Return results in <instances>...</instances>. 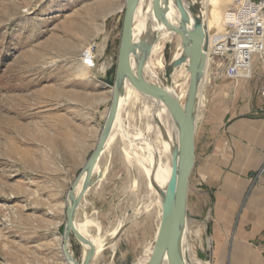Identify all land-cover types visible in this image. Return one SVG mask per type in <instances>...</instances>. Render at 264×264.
Wrapping results in <instances>:
<instances>
[{"label": "rangeland", "instance_id": "rangeland-1", "mask_svg": "<svg viewBox=\"0 0 264 264\" xmlns=\"http://www.w3.org/2000/svg\"><path fill=\"white\" fill-rule=\"evenodd\" d=\"M234 1L224 3L222 15ZM198 2L209 22L218 17L216 2L214 8L213 0ZM125 5L126 0H0V264H68L62 243L69 191L96 146L112 98L94 68L83 74V52L94 45L96 65L107 58L108 72L116 65ZM223 25L216 40L210 27V95L218 83L228 84L223 89L228 95L237 86L229 83L238 58L225 46L234 30ZM251 57L254 63L256 54ZM138 100L125 107L122 119L128 129L145 132L148 101ZM122 143L112 141L103 154L105 178L100 182L94 173L97 183L77 213L107 244L93 264H148L144 260L155 243L159 209L148 208L146 178L136 161H128ZM189 194L185 240L207 261V219L194 204V191ZM70 243L80 259L84 246L72 232Z\"/></svg>", "mask_w": 264, "mask_h": 264}, {"label": "crops", "instance_id": "crops-1", "mask_svg": "<svg viewBox=\"0 0 264 264\" xmlns=\"http://www.w3.org/2000/svg\"><path fill=\"white\" fill-rule=\"evenodd\" d=\"M226 1L215 0L218 17L209 22L215 40L231 19L234 2L221 13ZM257 31L260 37L242 26L229 37L225 46L235 52L241 77L230 78L237 86L229 95L227 83L216 84L197 120L189 193L207 219L212 264H264V8ZM254 50L260 53L253 63Z\"/></svg>", "mask_w": 264, "mask_h": 264}, {"label": "water", "instance_id": "water-1", "mask_svg": "<svg viewBox=\"0 0 264 264\" xmlns=\"http://www.w3.org/2000/svg\"><path fill=\"white\" fill-rule=\"evenodd\" d=\"M170 1L181 10L177 31L181 35L183 49L180 56L173 60L172 65L166 68L165 75L167 78L170 77L174 67L185 63L189 59L187 70L191 73V77L184 104L170 91L152 84L144 76L145 65L151 55L158 34L166 33L172 27L171 21L167 18ZM139 3L140 0H126L117 63L106 73V78L103 77V82L112 89L111 105L96 146L83 171L69 191L71 203L66 208L64 237L68 240L72 232L82 244L89 246L85 258L77 259L70 253L65 244V257L69 264H91L97 252L96 245L77 229L75 213L87 191L97 182L96 179H93L95 168L100 161L116 119L120 96L126 83L131 84L141 93L152 95L167 104L174 114L178 129V145L175 146L172 153L169 204L163 207L154 252L148 264H175L173 254H179L182 249L186 215L188 214L190 177L196 159L195 135L199 110L198 91L206 68L208 35L199 2L194 3L192 0H152L153 4L147 20L148 30L145 37L135 42L133 25ZM155 24L157 28L159 25L163 28L152 32V26ZM171 49V43H166L165 59L167 61L171 58ZM132 59L136 62L135 68L132 65ZM262 173L264 174V168ZM84 175L83 188L76 196V187ZM208 258H210L209 255Z\"/></svg>", "mask_w": 264, "mask_h": 264}, {"label": "bare ground", "instance_id": "bare-ground-1", "mask_svg": "<svg viewBox=\"0 0 264 264\" xmlns=\"http://www.w3.org/2000/svg\"><path fill=\"white\" fill-rule=\"evenodd\" d=\"M195 1L198 2V0ZM214 2L215 0H213L212 3L213 8H214ZM152 4H153L152 0H140V3L135 13L134 25H133V35L135 42L145 37V34L148 30L147 20L152 8ZM200 5L202 7V3H200ZM180 13H181L180 8L177 5L173 4L172 1H170V9L167 14V18L171 21L172 27L168 32L158 34V38L154 44L151 55L146 62L144 69V76L152 84L159 85L165 88L166 90L170 91L181 101L182 104H184L187 95V90L190 84V77H191V73L187 70V64L189 63V59L185 63L174 67V71L171 74V76L168 78L165 76V80H164L165 82L161 80L159 77L160 74L159 70H163L165 73L166 68L172 65L173 60L180 56L183 49L182 38L177 31V28L180 23ZM208 19H210V16ZM208 19L207 18L205 19V15L203 14V20L208 35V51H207V62H206L205 73L200 81V86L198 91L199 107L206 104L208 90H209L208 85L210 84V78L208 77V69L211 62L210 49H211L212 29H210V24ZM162 28L163 27L161 25H159V27L157 28V25L155 24L152 26L151 30L153 32L154 30H161ZM175 36H177L176 39L178 40V44L176 46V52L174 53L173 57H171L169 61H167L166 59L165 60L160 59V56L165 58L166 43L168 42L172 43V40ZM226 48L232 50L231 46H226ZM132 65L134 68L136 67V62L134 59H132ZM110 66H111V62L109 58H107L106 61H104L101 65H96L95 67H93L94 68L93 71L95 75L98 76V78H103L110 69ZM83 74H89L87 65L84 66L83 68ZM140 97H143L148 101L146 102L147 104L144 105L145 106L144 112L145 115L148 117V124H146L147 128L145 132L133 128L128 129L127 128L128 126L126 127L124 125L122 119V112L125 109V107L129 103L138 100ZM118 139L119 140L121 139V141L123 142L122 143L124 146L123 148L125 150V154L128 161L130 163L136 161V166L140 169L141 172H143L146 178L148 197L151 200L148 208L152 206L153 207L157 206L159 209L158 211L159 222L157 225V230L155 235V242H156L161 219H162L163 207L164 205L169 204L171 178H172V153L175 146L178 145V129L176 126L174 114L170 109V107L167 104H165L162 100L152 95H145L140 91H138L137 89H135L131 84L126 83V85H124L123 87V91L120 96L118 113L114 121V124L112 126L110 135L107 139L102 156L106 152V150L110 147L112 141ZM138 150H140V153H138ZM95 173L100 174L97 180L101 182V180L105 176L106 171L104 172L101 171L100 161L95 168ZM84 179H85V175L82 177L78 186L76 187V191H75L76 196L80 193V191L83 188ZM88 192L89 190L87 191V193ZM70 203H71V199L69 198L68 205ZM78 209L76 210L75 213V225L77 229L86 238L91 240L96 245L97 252L95 256H97L105 249L107 245L103 241V239L105 240V238L103 237L101 238L98 235L94 234V232L90 231L91 221L86 220L84 222H81L78 220V215H77ZM187 220H188V216L186 215V222ZM186 222H185V226L187 225ZM118 229L119 226L113 232L116 234L118 232ZM184 231H185V227H184ZM184 234L185 232L183 233L181 252L179 254H173V260L175 264H212L210 259L204 261L196 257L193 250L190 249L189 245L186 243ZM65 244L67 249H69L70 253L74 255L70 243V238L68 240H66L65 237L63 238L62 246H63L64 254H65ZM209 245H210V239L208 244V249L210 250L211 245L210 246ZM83 246H84V252L82 259L85 258L86 252L89 248L87 244H83ZM154 246L155 243L148 250L144 262L150 261L154 252Z\"/></svg>", "mask_w": 264, "mask_h": 264}, {"label": "built area", "instance_id": "built-area-1", "mask_svg": "<svg viewBox=\"0 0 264 264\" xmlns=\"http://www.w3.org/2000/svg\"><path fill=\"white\" fill-rule=\"evenodd\" d=\"M263 8V0H235L233 8L228 14L229 18H231L228 24L232 27L234 32L239 30L242 26H246L251 35L260 37L257 30L259 29L260 14ZM94 50L95 46L93 45L86 48L83 52L84 63L92 68L96 66ZM253 53L259 54L260 52L254 50L251 54ZM237 70L238 65L232 68L230 71V77H241L240 74H237ZM260 97L264 102V83L260 89Z\"/></svg>", "mask_w": 264, "mask_h": 264}]
</instances>
